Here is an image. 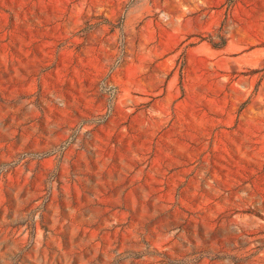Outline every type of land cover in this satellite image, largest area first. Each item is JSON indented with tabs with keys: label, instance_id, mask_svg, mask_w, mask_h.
Here are the masks:
<instances>
[{
	"label": "rangeland",
	"instance_id": "obj_1",
	"mask_svg": "<svg viewBox=\"0 0 264 264\" xmlns=\"http://www.w3.org/2000/svg\"><path fill=\"white\" fill-rule=\"evenodd\" d=\"M0 264H264V0H0Z\"/></svg>",
	"mask_w": 264,
	"mask_h": 264
},
{
	"label": "trees",
	"instance_id": "obj_2",
	"mask_svg": "<svg viewBox=\"0 0 264 264\" xmlns=\"http://www.w3.org/2000/svg\"><path fill=\"white\" fill-rule=\"evenodd\" d=\"M215 45V44H214Z\"/></svg>",
	"mask_w": 264,
	"mask_h": 264
}]
</instances>
